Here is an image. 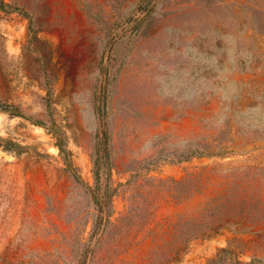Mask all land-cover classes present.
<instances>
[{
    "label": "rangeland",
    "instance_id": "1",
    "mask_svg": "<svg viewBox=\"0 0 264 264\" xmlns=\"http://www.w3.org/2000/svg\"><path fill=\"white\" fill-rule=\"evenodd\" d=\"M84 262L264 264V0H0V264Z\"/></svg>",
    "mask_w": 264,
    "mask_h": 264
},
{
    "label": "trees",
    "instance_id": "2",
    "mask_svg": "<svg viewBox=\"0 0 264 264\" xmlns=\"http://www.w3.org/2000/svg\"><path fill=\"white\" fill-rule=\"evenodd\" d=\"M61 150H62V148H61ZM72 167V165L70 164V168ZM95 198H96V196H95ZM99 205L102 207V208H104L105 210H106V203H104V202H99ZM200 231L198 230L197 231V234L199 233ZM83 264H85V262L83 263Z\"/></svg>",
    "mask_w": 264,
    "mask_h": 264
}]
</instances>
